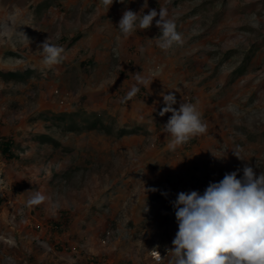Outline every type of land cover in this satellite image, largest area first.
<instances>
[{
  "label": "rangeland",
  "instance_id": "1",
  "mask_svg": "<svg viewBox=\"0 0 264 264\" xmlns=\"http://www.w3.org/2000/svg\"><path fill=\"white\" fill-rule=\"evenodd\" d=\"M144 3L0 0V133L17 155L0 158V264H156L158 251L168 264L178 193L203 194L245 165L264 172V0ZM160 7L182 45L160 49L155 20L118 29L125 10ZM46 39L64 49L51 67ZM136 73L150 87L121 103ZM169 92L207 125L175 150L171 113L159 115ZM36 191L48 199L30 207Z\"/></svg>",
  "mask_w": 264,
  "mask_h": 264
},
{
  "label": "clouds",
  "instance_id": "2",
  "mask_svg": "<svg viewBox=\"0 0 264 264\" xmlns=\"http://www.w3.org/2000/svg\"><path fill=\"white\" fill-rule=\"evenodd\" d=\"M125 3V0H118ZM114 0H103L108 9ZM147 0L143 5L147 8ZM159 17V19H157ZM155 20L161 35L158 37V47L164 51L174 45H182V34L176 30L175 22L169 18L167 8L160 7L159 11L150 9L147 14L125 10L118 22V29L125 36L131 35L137 28L147 30ZM23 38L31 41L23 34ZM42 49V61L51 67L61 63L64 49L51 44L46 39L39 45ZM137 84L133 85L121 103L132 100L140 91L139 85L149 89L152 81L136 73L133 75ZM165 105L159 112L163 117L166 113L171 116L163 126L164 133L170 136L168 148L188 143L191 139L205 134L207 125L202 120V113L194 104H177L174 92L160 94ZM235 156L242 159L237 151ZM240 169L226 173L219 182H210L203 194L198 191L180 192L172 201L178 231L172 240V253L168 264H264V172L258 177L253 167L245 165L243 176L238 178ZM145 191H157L155 188ZM167 195L166 193H162ZM48 198L36 191L27 200L28 206H38ZM147 208L145 207V211ZM156 264H161L163 256L154 253Z\"/></svg>",
  "mask_w": 264,
  "mask_h": 264
},
{
  "label": "trees",
  "instance_id": "3",
  "mask_svg": "<svg viewBox=\"0 0 264 264\" xmlns=\"http://www.w3.org/2000/svg\"><path fill=\"white\" fill-rule=\"evenodd\" d=\"M87 64H90V60L86 61ZM9 76H13V77H20L18 75V73H14V72H10L8 73ZM124 97V95L122 96ZM165 105L162 104L159 107V110H161ZM96 121L92 122L90 126H95ZM17 155L14 152V139L12 138V136L10 135H6V134H2L0 133V158H2L3 160H11L13 158H15ZM2 200V196L0 193V201ZM62 227V223L61 221H55V227ZM58 227V228H59ZM100 258L99 257H92V261L91 264H97L99 263Z\"/></svg>",
  "mask_w": 264,
  "mask_h": 264
},
{
  "label": "built area",
  "instance_id": "4",
  "mask_svg": "<svg viewBox=\"0 0 264 264\" xmlns=\"http://www.w3.org/2000/svg\"><path fill=\"white\" fill-rule=\"evenodd\" d=\"M155 258V257H154Z\"/></svg>",
  "mask_w": 264,
  "mask_h": 264
}]
</instances>
